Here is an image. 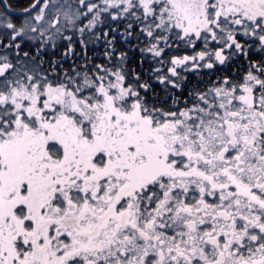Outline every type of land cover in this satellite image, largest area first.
Wrapping results in <instances>:
<instances>
[{
	"label": "snow or ice",
	"instance_id": "1",
	"mask_svg": "<svg viewBox=\"0 0 264 264\" xmlns=\"http://www.w3.org/2000/svg\"><path fill=\"white\" fill-rule=\"evenodd\" d=\"M0 264H264V0H0Z\"/></svg>",
	"mask_w": 264,
	"mask_h": 264
}]
</instances>
